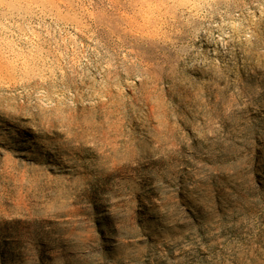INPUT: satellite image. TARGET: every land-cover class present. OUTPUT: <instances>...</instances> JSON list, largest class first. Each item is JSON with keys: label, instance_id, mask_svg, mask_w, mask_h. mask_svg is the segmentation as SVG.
Segmentation results:
<instances>
[{"label": "rangeland", "instance_id": "obj_1", "mask_svg": "<svg viewBox=\"0 0 264 264\" xmlns=\"http://www.w3.org/2000/svg\"><path fill=\"white\" fill-rule=\"evenodd\" d=\"M0 264H264V0H0Z\"/></svg>", "mask_w": 264, "mask_h": 264}]
</instances>
